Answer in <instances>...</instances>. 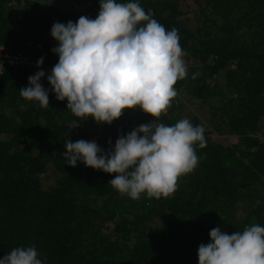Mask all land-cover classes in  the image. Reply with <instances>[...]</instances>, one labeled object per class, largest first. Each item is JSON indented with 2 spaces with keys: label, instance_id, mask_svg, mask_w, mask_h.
<instances>
[{
  "label": "trees",
  "instance_id": "16d2710c",
  "mask_svg": "<svg viewBox=\"0 0 264 264\" xmlns=\"http://www.w3.org/2000/svg\"><path fill=\"white\" fill-rule=\"evenodd\" d=\"M133 2L166 30H178L185 57L194 63L174 85L177 93L216 98L209 107L214 129L236 140H215L197 115L187 117L204 127L206 146L195 145L198 164L179 178L170 198L142 193L133 200L108 184L115 173L79 161L68 165L66 141L92 142L94 134L107 152L119 136L154 117L134 108L111 124L97 123L75 116L51 90L47 76L59 59L52 51L58 46L52 25L95 19L100 0H0V44L48 64L8 67L0 77V258L34 245L43 264H198V247L210 242L211 229L232 234L252 224L264 227V135L258 133L264 115V0ZM40 70L49 90L46 109L20 95ZM182 105L174 98L159 122L182 120ZM50 167L55 178L43 186L41 175Z\"/></svg>",
  "mask_w": 264,
  "mask_h": 264
},
{
  "label": "clouds",
  "instance_id": "9594fccd",
  "mask_svg": "<svg viewBox=\"0 0 264 264\" xmlns=\"http://www.w3.org/2000/svg\"><path fill=\"white\" fill-rule=\"evenodd\" d=\"M50 34L58 42L52 51L59 59L47 80L56 99L67 100L71 113L108 124L125 109L139 108L154 117L119 136L107 152L95 141H66V163L75 167L79 161L115 173L108 184L133 200L142 193L155 199L172 197L179 178L198 164L195 145L206 146L202 125L193 126L187 118L172 126L159 122L178 95L174 85L188 75L178 30H166L133 0H100L95 19L55 22ZM42 64L43 57L37 67ZM44 76L43 70L29 76V86L21 87L20 95L46 109ZM209 236L210 242L198 247V264H264V227L259 224L232 234L217 227ZM38 256L34 245L15 247L0 264H43Z\"/></svg>",
  "mask_w": 264,
  "mask_h": 264
},
{
  "label": "rangeland",
  "instance_id": "374dc122",
  "mask_svg": "<svg viewBox=\"0 0 264 264\" xmlns=\"http://www.w3.org/2000/svg\"><path fill=\"white\" fill-rule=\"evenodd\" d=\"M195 7V4H192L189 6L188 14L191 16V19H193V9ZM185 60L186 65H189L191 63H194L193 60L187 57H183ZM196 62V61H195ZM177 99H180L182 101V109L180 111V118L185 119L189 116L197 115L200 120L202 121L205 128L209 131V133L212 135V137L215 140H218L223 143H231L232 141L236 140L235 135H228V134H220L216 132L214 129V121L211 119L210 114V103H216V98L208 99L207 101H202L199 98L192 97L186 89H182L178 92V95L175 97ZM261 127L258 131L261 135H264V115L260 119ZM90 140H95V135L92 134L90 137ZM42 183L43 186L50 185L54 178L55 173L54 170L50 167L46 172H44L42 175Z\"/></svg>",
  "mask_w": 264,
  "mask_h": 264
},
{
  "label": "built area",
  "instance_id": "2783aa9c",
  "mask_svg": "<svg viewBox=\"0 0 264 264\" xmlns=\"http://www.w3.org/2000/svg\"><path fill=\"white\" fill-rule=\"evenodd\" d=\"M82 7V4L79 5ZM16 26H19V23H16ZM41 57L35 56L33 54L23 52V51H13L8 48L6 45L0 44V77L3 74L4 70L8 67H37V61ZM48 64L43 58L42 66H47Z\"/></svg>",
  "mask_w": 264,
  "mask_h": 264
}]
</instances>
